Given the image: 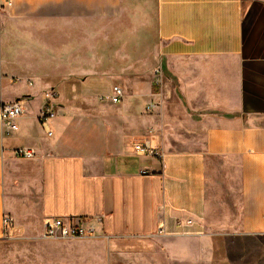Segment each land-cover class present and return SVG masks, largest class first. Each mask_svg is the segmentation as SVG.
<instances>
[{"label": "crops", "instance_id": "obj_1", "mask_svg": "<svg viewBox=\"0 0 264 264\" xmlns=\"http://www.w3.org/2000/svg\"><path fill=\"white\" fill-rule=\"evenodd\" d=\"M156 67L160 92L143 80ZM93 82L133 86V134L58 114L49 138L44 93L57 108ZM15 102L18 132L0 119V239L5 216L22 232L75 218L110 238L264 236V0H0V112ZM142 141L164 160L137 156Z\"/></svg>", "mask_w": 264, "mask_h": 264}, {"label": "rangeland", "instance_id": "obj_2", "mask_svg": "<svg viewBox=\"0 0 264 264\" xmlns=\"http://www.w3.org/2000/svg\"><path fill=\"white\" fill-rule=\"evenodd\" d=\"M157 69L147 71L143 80L154 82L157 92H160V85L156 84L154 77ZM115 86L124 90L122 104L102 101L101 98L110 95ZM59 105L55 116L68 117L72 126L102 127L104 131L124 130L128 135L133 134L135 101L132 85L93 82L67 86L60 94ZM175 113L178 114L177 111ZM144 114H149L147 107ZM149 135L147 133L144 137ZM168 135L183 137L187 134L166 133ZM196 135L195 139L202 147L204 133ZM58 136L50 139L51 142ZM98 136L99 140L95 142L100 146L106 141ZM75 137L78 140H87V137L95 140L96 135L78 132ZM218 215L230 216L228 213ZM41 224L34 222L18 236L1 238L0 264H264V236H233L231 230L225 228L210 226L200 239L186 241L164 236L140 239L110 238L98 234L90 238L47 240L43 237Z\"/></svg>", "mask_w": 264, "mask_h": 264}, {"label": "built area", "instance_id": "obj_3", "mask_svg": "<svg viewBox=\"0 0 264 264\" xmlns=\"http://www.w3.org/2000/svg\"><path fill=\"white\" fill-rule=\"evenodd\" d=\"M11 5V3H9ZM156 84H161L160 71L156 72ZM124 90L122 87L115 86L112 88L110 95L101 98L102 101H111L113 105H120L124 100ZM59 94L54 90L44 93V106L40 112V123L47 136H53V131L49 127V121L55 117L56 101ZM24 115V108L19 102L3 103L0 112V119L3 126V132L6 136H11L18 132V121ZM134 153L139 157H146L164 160V154L161 150L153 148L148 142H140L134 145ZM15 156L23 160H33L37 154L34 150L20 148L15 151ZM192 224L189 221L186 225L179 222V227L184 228ZM4 237L13 238L22 232L16 228L11 217L5 216L3 220ZM165 235V233L162 232ZM97 236V227L90 222L76 220L75 218H47L43 225V237L47 240L54 239H79Z\"/></svg>", "mask_w": 264, "mask_h": 264}, {"label": "bare ground", "instance_id": "obj_4", "mask_svg": "<svg viewBox=\"0 0 264 264\" xmlns=\"http://www.w3.org/2000/svg\"><path fill=\"white\" fill-rule=\"evenodd\" d=\"M56 117V116H55Z\"/></svg>", "mask_w": 264, "mask_h": 264}]
</instances>
